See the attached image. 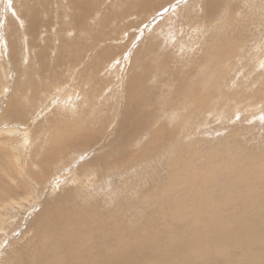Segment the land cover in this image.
<instances>
[{
	"label": "rangeland",
	"instance_id": "1",
	"mask_svg": "<svg viewBox=\"0 0 264 264\" xmlns=\"http://www.w3.org/2000/svg\"><path fill=\"white\" fill-rule=\"evenodd\" d=\"M63 1L64 0H0V181L2 178L3 184H5L3 187L0 186V197H3L2 199L0 198V264H33L31 259V256H33V249H35L36 246L43 245L44 239L47 236L41 234L35 239V229L31 230L33 228L31 226L36 225L34 222H37L38 219L42 217L45 210L44 207L48 205V203H54L55 200L58 201L57 206H59L61 210L70 207L82 210L83 208H81V206L95 205L97 209L105 213L102 214V216H107L106 214H109L108 216L111 221H105V223H110L111 225L115 223V218L114 215L110 214H112V212H120L121 214L119 215L122 216H120L121 219L118 220L120 223L116 222L115 226H122V228H126V230L130 228L129 232H134V230L141 227L139 231L142 236H147L148 234L151 236L154 235L150 231L146 232L142 227L146 223L145 221L147 219L150 220L149 217L155 214L152 212L154 210L155 212L159 210L166 221L163 228L166 229L164 234L168 238L164 239L163 236L161 239L168 243L173 242L170 240L172 239L171 237L177 238L178 241L182 240L183 234L187 233L189 235L192 228L196 226L199 228V234H206L210 232V229L215 232H221L225 227V222L231 220L236 222L241 219L244 221L247 218L249 220V217L252 216L250 213L255 212L256 214L259 210L260 215L264 214V209H261L264 208V172L257 174L260 176V179L257 178V181L255 180L251 185H249L251 179L256 178L257 175L246 176L249 172H253L254 164L259 161H264V0H228L229 2L224 4L225 9L231 10L232 12L235 10L234 13L237 15H234L235 21H233L232 26H226V24L223 23V17L219 16L215 19V22L217 21L216 24L214 23V26L209 25L208 30L207 28L200 30L201 26H199L200 28L195 26L190 27L188 22L184 21V19L188 17V13L185 17L184 11L191 8L190 6L192 5V7H194L193 9H195L192 12H195L197 15L196 18L199 19L204 17L200 7L204 0H166L168 1L166 4L157 6L155 7L156 9L154 7L153 9H142L133 12L129 16H122L119 18L116 9L99 10V12H96L98 16L96 19V26L90 22V20L88 21L93 25L94 35H99L102 39H95L93 37L90 39V36L84 31L75 30L73 28L70 29L71 31H69L68 34L71 35L68 37L67 34L68 40L71 41V39H73L74 41L77 37L78 42H82L85 48L92 43L91 48L88 50L85 49L83 52L81 51L80 58L82 60L80 59L81 62L78 61L80 64L79 66H76L78 62L75 63V66H73V63L67 66L72 69L74 67L73 71L71 70L68 72L67 70L69 68L66 70V67H64L62 70L63 73L60 76H52L53 73L51 75L49 72L46 74L44 73L47 70L45 71L42 69V61L38 56L40 52H45V50H47L44 53V57L53 60L57 51L56 48L59 46V38L56 40L57 33L54 30L56 25L54 24L51 29L48 30V35L52 37L53 40L51 39V42L49 41V43H47V41L44 42L46 36L41 30L38 34L34 35L27 31V16H29V12L36 8L41 11L43 19L45 16V9L51 6V11L55 17L58 11H56V6L65 4ZM162 1L164 0L157 2V4ZM107 5H111V3H107ZM236 6L238 8L237 10L235 9ZM26 7L28 9L32 8V10H28ZM177 13H180V15ZM59 16L66 21L70 20L68 14H57L56 19ZM101 19L102 21H100ZM167 19L171 21L168 22ZM172 20L174 21L172 22ZM199 20L204 21L202 19ZM241 20L244 22H241ZM100 22L105 24L108 23L110 26L107 24L105 29L104 24H100ZM165 22L167 24L169 23V25L165 24ZM180 22L184 24L181 25L182 23L180 24ZM33 23L35 22L33 21ZM218 23L221 24V28H218ZM186 24L190 28H193V30L186 27ZM163 25L167 27L165 26L164 28ZM101 26L104 28L100 30L99 28H101ZM140 26L143 31H141ZM237 26H240V28H237ZM172 27H174V30ZM139 31H141V34L138 33ZM226 33L227 35H224ZM232 33L235 34L230 37ZM136 35L138 36L136 37ZM233 36H235V38ZM110 38L111 40H109ZM230 39L231 41H229ZM91 40L94 41V44L93 41L90 42ZM96 40L100 44L95 42ZM134 40L137 41L134 42ZM203 40L204 44L207 43L206 45L202 43ZM219 40L221 43H219ZM241 40L243 41L241 42ZM30 42L32 43L30 44ZM86 42L89 43L86 45ZM226 43L230 44L226 46ZM154 45L158 46L151 50V47ZM213 45H215L216 49L214 48L212 53L219 57V65H216V69L210 67L211 72L209 73L208 79L211 84L214 80H217L218 83L216 87H214L215 90L213 89L209 96L206 97V100L213 104L208 105L205 102L206 108L202 113L183 110L184 112L182 111L181 115L175 118V122L171 119L172 123L168 122L169 117H167V115L160 116L159 118L160 121L168 123L169 129H177L176 127H178L182 121L181 128H178V133L182 137L179 139L182 141L189 140L185 145V150L187 151L188 149L186 153L191 154L195 152L196 157H191L189 160L186 158L188 160L185 162L186 165H184L185 163L182 164L180 161V167H176L175 170L173 168L179 162V159H175L174 155H172L173 157H166L167 160H164L162 165H159L158 159L155 160L154 158H145L147 160L144 159V161H142L143 159L137 158L136 156L133 157V155L136 152L143 151L145 147L150 148L153 154L157 149L155 143L151 144L149 137L145 135L141 137L142 139L137 137L136 140L138 141L131 143L132 146L130 150H125L130 153L124 150L113 153V151H116L120 146V143H123L120 141L121 138L118 137L116 129L118 128V122L121 118L120 112H122L126 103L129 82L132 81V78L139 76L138 73L141 71V67L138 65L140 58L143 56L141 58V63L149 62V60H158L165 64H170L172 68L169 69L174 70H183L187 67L192 68L193 66L199 69H205L206 66L209 67L212 63H206L208 61L205 59L203 51H205L204 49L208 46L212 47ZM79 46L80 45H77V47ZM236 49V53L232 51ZM162 50L164 54L167 53L166 56L162 53ZM224 52L235 53V55L229 59L223 58L221 54H224ZM71 53H73V51H71ZM75 53H78L76 49L73 54L75 55ZM153 53L157 54V56H153ZM144 55L147 59L144 58ZM202 56L204 57V61L201 60ZM134 59L138 61L135 62ZM190 61L192 62L190 63ZM179 63L181 65H179ZM158 70L159 69H157V72ZM159 71L161 72V70ZM160 72V75L154 72L152 74L149 73L150 78L147 76V82H144L146 84H143V82L140 83L142 84L141 88L143 90L144 87L145 89L147 88V93H149V90L152 88L150 99L153 97V91H157L158 88H163L166 91L173 90L163 85L162 82H167L169 80L168 78L172 75L169 73L165 75V73L168 72L167 69L162 70L163 74ZM154 75H156L155 77H157V79H153ZM31 76L32 79H30ZM211 76L213 77L211 78ZM59 77L64 78V80H62L64 82L59 83ZM196 77L197 76H195V78ZM28 82H31L33 85L35 84L33 89L30 85L28 86ZM87 82L91 84L88 85ZM56 83L57 85L55 86ZM83 83H86V86L83 85ZM188 83L192 86L194 85L193 83ZM15 84L27 85L22 90H16L17 87ZM48 85V88L51 89L45 90ZM177 85L179 86V81ZM36 86L39 88L37 90L38 92L36 91ZM137 87L139 88L140 86L136 85L135 88ZM86 89L88 92H86ZM14 97H17L20 104L23 106L29 105L31 107L32 105H30L29 102L33 100L36 102L31 108L25 107L27 109V112L25 111L24 113L25 118H20L22 114L20 112L21 107L16 115L11 114L9 118L4 117V114L7 112L8 101L10 106V102ZM156 99L161 103V97H155L152 100L153 104ZM85 100H87L88 104ZM151 108H153V106H151ZM84 112L86 114H84ZM190 113L191 118L187 120L188 122L185 124L183 121L188 118V114ZM170 117L172 118V116ZM66 120H68V123ZM60 122L63 126H68V128L71 127L68 125L69 123L71 125L74 123V126L81 125L83 126L81 132H88L85 134V137L89 136L88 130H90V132L100 135L98 136L100 138L94 143L87 142L81 146L83 147L82 151L63 154L64 156H61L59 161L57 160L50 166L52 167L50 168V173L42 181L44 183L41 187V185L38 184V178L33 180L31 177L33 176L32 174H35L34 176L42 175L41 170L43 166H41V168L37 163L43 160V157L46 155L45 153H47L46 151L51 147L50 143L53 140H58L59 131L61 130L59 126ZM187 125L192 126L185 130L184 126ZM190 130H195V133H188ZM130 140L131 136H128L123 141L128 142ZM36 148L40 149L36 151ZM144 153L147 156H151L150 150H144ZM116 154L118 158L117 168H112L113 164L116 162L113 160ZM103 155H106L103 159H108L105 163H93L95 158ZM244 155L246 157L242 158ZM253 156L255 158L254 162L252 165H249L250 163L248 160H252ZM246 158L248 160H246ZM120 159H125V161L119 163ZM243 160H246L247 163L244 164V162H242ZM132 163H134L135 167L131 166ZM44 168L47 169L46 166H44ZM180 169L186 171H178ZM194 171L195 173L198 172V174L193 173ZM154 173H156L155 175L158 174L156 178H153ZM190 173L193 175L191 177L192 181L188 178V180L182 182ZM30 175L31 177H29ZM195 177L196 180H194ZM237 177H239V179ZM147 180L149 181L147 182ZM155 182L160 184L159 188L164 196L156 198L152 194V192L157 191L156 186L152 185L155 184ZM177 182H179L178 185L176 184ZM192 182H194V186H188V183ZM248 185L253 187L248 194V204L252 201L255 203V200L258 197L260 198V195L263 197V199L261 197V200L256 201V203L259 202V204L263 203V206H254V211L252 209H246L245 206L247 205L241 203L242 201L245 203L246 200H244L245 195L239 192H245L243 190ZM5 187L17 188L19 190H17L18 194L14 196V199L13 196L11 197L13 201H9V196L4 194L7 191ZM112 189L116 190L113 191ZM117 192H120V195ZM69 193H72L73 196ZM238 194L241 200L237 198ZM151 195H153V197H151ZM129 197L131 199H129ZM262 200L263 202H261ZM87 202H89V204ZM8 205L9 208L6 209ZM86 210L89 214L92 212L89 209ZM249 210L252 212L250 211L249 213ZM60 213L61 212L58 213V216H60ZM71 213L73 214V220H77L79 225L81 223L79 227L77 226L78 230L85 232L88 237H93V239L99 238L95 236L94 229L90 227L89 223L83 224V219L78 215L79 212L77 213L72 208ZM248 213L250 216H247ZM212 214L214 215L211 216ZM195 216L197 217L193 219ZM246 216L247 218H241ZM217 217H219V219L215 220ZM227 217L229 221L223 220ZM243 221L240 222H247V220ZM60 223L63 224V221ZM68 224L66 223L62 227L60 235L65 236L67 242L70 243L75 240V238L81 237L73 231L70 232L72 229L66 228ZM150 226L152 225L150 224ZM99 227H101V224ZM117 231L122 232V230ZM71 233H73V235H71ZM123 234L121 235L123 236ZM67 236H70L71 239ZM177 240L175 239L174 241L178 242ZM88 244L89 250L95 249L93 246L94 244L97 245L96 242L94 243V241L90 239L80 244L82 245L81 249L85 250V246ZM113 244L122 251V253L119 254L124 257L126 248L123 245V241L119 238L118 240H114ZM113 244L106 246V242L104 241L100 245V252L90 250L92 253H97L94 255L88 254L86 256V259L89 260V264H91V262H95L96 264H109L104 252L114 251ZM56 249L61 251V248ZM49 250L55 251L53 248H49ZM67 253L74 255V250L68 251ZM225 255L227 259L233 260L232 252L228 251ZM71 258L73 259V256ZM56 259L54 256L50 257V261H53V264H58L59 259L60 263L70 264L66 254H61V257L56 254ZM124 263L125 261H123V264ZM229 264H232V262H229Z\"/></svg>",
	"mask_w": 264,
	"mask_h": 264
},
{
	"label": "bare ground",
	"instance_id": "2",
	"mask_svg": "<svg viewBox=\"0 0 264 264\" xmlns=\"http://www.w3.org/2000/svg\"><path fill=\"white\" fill-rule=\"evenodd\" d=\"M159 1H161V0H64L63 2L65 4L60 5V6H56V8H57L56 11L58 10L56 12V15L57 14H62V15L68 14L70 16V20H68V21L64 20L61 16H59L56 19V15L54 17V14L51 11V9H52V8H50L51 6L45 9L47 12L44 11L45 16H44L43 19H42L41 11L39 9L34 8L35 10L34 9L32 10V8H29V9L32 10L31 12H29V16H27L28 17L27 31L30 34H32V35L38 34L40 32V30H41L44 33V35L46 36V39L44 40V42L47 41V43H49V41L51 42L52 37H50L48 35V30L51 29V27L54 24L56 25L54 27V30L57 33L56 40H58V38H59V40H58L59 41V43H58L59 46L56 48L57 51H56V53H55V55L53 57V60H50V59L44 57L45 56L44 53L47 50H45V52L44 51L40 52V55L38 56V58H40L41 61H42V64H41L42 69L45 70V71L47 70L44 73L46 74L47 72H49L50 75L53 73L52 76H60L63 73L62 70L64 69V67H66L65 68L66 70L69 68L67 70L68 72H70L71 70L73 71L74 67L72 69V68L67 67V66L69 64H72V63L74 64L73 66H75L76 62H78V61L81 62L80 61V59H81L80 58L81 57V51L83 52V50H85V49L88 50V49L91 48V44L92 43L85 48L82 42H80V41L78 42L77 37L73 41V39H71V38H73L75 35L70 38L71 41L68 40L67 39V34H68L69 31H71L70 29L73 28L75 30H82L88 36H90V39H92V37L95 38V39H102V37H100L99 35H94V33H93V25L90 24V22H92L96 26V24H97L96 23V19L98 18L96 12H99V10L103 11L104 9H108V10L116 9L117 14H118V18H119V17H122V16L123 17L129 16L133 12L139 11V10H142V9H151V8L153 9V7L155 8V7L160 6L162 4L164 5V4H166L168 2V1L164 0L161 3L157 4V2H159ZM228 2H229L228 0H224V1L223 0H204L202 2L201 6H200L201 7V13L204 14V17L199 18V19H202L204 21H201V20L196 18L197 15L195 14V12H192L193 10H195V9H193L194 7H192L193 6L192 5V6H190L191 8L186 9L188 11H186V10L184 11L185 12L184 13L185 17H186L187 13H188V17H189V18L186 17V19L188 18V20L186 21V19H184V21L188 22V25H190V27L191 26L192 27L195 26V27L198 28L199 26H201L200 30H203L204 28H207V30H208L209 25H213L214 26L216 24V22H217V21L215 22V19H217V17L221 16V17H223V23H225L226 26L230 27V26H232L233 21H235V18H234L235 10H234V12H232L231 10H226L225 9L224 4H227ZM107 3H109V4L111 3V5H107ZM236 5H237V3H236ZM173 6H174V4H173ZM235 9L236 10L238 9L237 6L235 7ZM111 12H112V10H111ZM180 13H177V14L180 15ZM192 13H194V14H192ZM236 14H238V13H236ZM143 15H144V13H143ZM181 16H183V15H181ZM235 16H237V15H235ZM41 19H42V21H41ZM168 19H170V18H168ZM168 19H167V21H168ZM88 20H90V22ZM33 21L35 23H33ZM100 21H102V19ZM170 21L171 20H169L168 22H170ZM173 21L174 20H172V22ZM196 21H198V22H196ZM106 22H108V21H106ZM241 22H244V21L241 20ZM181 23L182 22H180V24ZM100 24H104V27H105L108 23L105 24V23H101L100 22ZM165 24H167V23L165 22ZM174 24H175V22H174ZM183 24L184 23H182L181 25H183ZM145 25H146V22H145ZM167 25H169V23ZM236 25H238V24H236ZM108 26H110V25L108 24ZM163 26L165 28L166 25H163ZM175 27H177V26H175ZM186 27L190 28L189 26H187V24H186ZM103 28L101 26V28H99V29L101 30ZM172 28L174 30V27H172ZM218 28H221V24L220 23H218ZM237 28H240V26L239 27L237 26ZM105 29H106V27H105ZM190 29L193 30V28H190ZM241 29H242V27H241ZM124 30H125V28H124ZM141 31H143L142 27H141ZM141 31H139L138 33L141 34ZM145 31H147V30H145ZM234 34L233 33L230 34V37H232L231 35H234ZM245 34H246V32H245ZM245 34H244V36H245ZM40 35H41V33H40ZM70 35L68 34V37ZM116 35H119V34H116ZM224 35H227V33L224 34ZM236 35H237V33H236ZM137 36L138 35H136V37ZM233 37L235 38V36H233ZM111 38H112V36H111ZM111 38L109 40H111ZM139 38H140V35H139ZM240 38H241V35H240ZM209 39H211V38H209ZM41 40H42V38H41ZM56 40H55V42H56ZM117 40H118V38H117ZM92 41L93 40H91L90 42H92ZM136 41L134 40V42H136ZM229 41H231V39ZM237 41H238V39H237ZM242 41L243 40H241V42ZM95 42H97V40ZM104 42H102V43H104ZM31 43L32 42H30V44ZM88 43L86 42V45ZM97 43L100 44L99 42H97ZM106 43H107V41H106ZM202 43L204 44V40H203ZM219 43H221L220 40H219ZM93 44H94V41H93ZM206 44H204V45H206ZM228 44H230V43H226L225 45L227 46ZM244 44H245V42H244ZM45 45H47V44H45ZM77 45H80V46L77 47ZM157 46L158 45L152 46L151 50L157 48ZM48 47H49V45H48ZM235 47H238V46H235ZM112 48H114V47H112ZM161 48H162V46H161ZM214 48H215V45H213L212 47L208 46L206 49H204L205 51H203L205 59L208 61L206 63H208V64L212 63L211 66H209V67L206 66L205 69H199V68H196V67L193 66L192 68H189V67H187L186 69L182 68L183 70H179V69L174 70V69H169V68H172L170 64H165V63H163L161 61H158V60L157 61H151V60L148 59L149 62L141 63V60H142L141 58L143 56L140 58V62L138 63V65L141 67L140 68L141 71L138 73L139 76H136V77L132 78V81L129 82V91L128 92L126 91L128 93V95L126 97V103H125V106H124L122 112H120L121 113V118H120V121L118 122V128L116 129L117 135H118L119 138H121L120 141L123 142V143H120V146L117 149L114 147L116 149V151L114 150L113 153L114 152H118L120 150H124V151L125 150H130V148L132 146L131 143L132 142H134V143L137 142L138 141V140H136L137 137L140 139L143 135H145V136L149 137L151 144L155 143V146H156L157 149L155 151V149L153 148L154 151H155V153L153 154L150 148H147V147L144 148V150H150L151 156L145 155L144 150L140 151V152H136L137 155H136V153L133 155V157L136 156L137 158L143 159L142 161H144L145 158H154L155 160L158 159V164L159 165H162L164 163V160H167L166 157L174 155L175 159H179V162L173 168L175 170L176 167H178V166L180 167V161H181L182 164H184L191 157H196L195 152H193L191 154L186 153V152H188V149H187V151L185 150V145L187 144V142L189 140L182 141L181 139H179V138H182L179 135V133H178V128H181L182 121H181L180 124L178 123L179 125H178V127H176L177 129H172V128L169 129L168 123H165V121H160L159 118H160V116L167 115V117H169V119H168L169 121L168 122L172 123V120H173V122H175V120H176L175 118H178V116L181 115L183 110L184 111H186V110L190 111L191 110L193 112L197 111L198 113H202V111L206 108L205 102L208 105L213 104V103H209L206 100V97L209 96V94L212 92V90L214 89V87H216V85L218 83L217 80H214L212 82V84H211V82L208 79L209 73L211 72L210 71L211 70L210 67L213 69V68H215V67H217L219 65V57H217L216 54L214 55L212 53ZM75 49L78 51V53H75V55H74L73 53H74ZM71 51H73V53H71ZM232 51L233 52L235 51V53H236L237 49L236 50H232ZM150 52H152V51H150ZM143 53H142V55H143ZM162 53H163V50H162ZM235 53L232 54V53L224 52V54H221V55H223V58L225 57V58L229 59V58L233 57L235 55ZM105 54H106V52H105ZM166 54L167 53H165L164 55L166 56ZM153 56H157V54H154ZM160 56H161V54H160ZM162 57H163V55H162ZM144 58H145V55H144ZM148 58H150V57H148ZM203 58L204 57L202 56L201 60H203ZM145 59H147V57ZM167 59H168V56H167ZM137 61L135 60V62H137ZM79 62L77 63L78 65L76 64V66L80 65ZM191 62L192 61H190V63ZM177 64H178V62H177ZM179 65H181V64L179 63ZM187 66H188V64H187ZM71 67H72V65H71ZM176 68H177V66H176ZM157 69L161 70V72L159 70L157 72ZM164 69H167V71H168L167 73H165V75L169 73L172 76L169 75L170 78H168L169 80L167 82L162 81L163 85H165L166 87L171 88L173 90L166 91L163 88H158L157 91H153V97L150 99V95H151V92H152L151 89L152 88L149 90V93H147L146 92L147 88L145 89V87H144V90H143L141 88L142 84H140V83L143 82V84H146L144 82L149 77V73L152 74L154 72V73L159 74V72L162 73V70H164ZM34 75H35V73H34ZM69 75H71V74H69ZM155 76L156 75L153 76L154 77L153 79H157V77H155ZM161 76H163V75H161ZM195 76H197V77L195 78ZM198 77H199V80H198ZM212 77L213 76H211V78ZM122 78H123V76H122ZM30 79H32V76H31ZM58 79H59V83L64 82V81H62V80H64V78L59 77ZM195 79H196V81H195ZM88 81H90V80H88ZM178 81H179V86L177 85ZM188 82L193 83L194 85L192 86ZM57 83L55 84V86L57 85ZM27 84H28V86L30 85L32 89H33V86H35V84L33 85L31 82H28ZM27 84H25V85L24 84H18V85L15 84L16 87H17L16 90L24 89ZM85 84L86 83H83V85H85ZM89 84H91V83H88V85ZM136 85L140 86V87L139 88L138 87L135 88ZM81 86H82V84H81ZM48 87H49V85L46 86L45 90H50L51 89V88H48ZM38 89L39 88L36 86V91ZM86 92H88V90ZM146 93H147V95H146ZM86 97H87V95H86ZM155 97H161V99H162L161 103L158 101V99H156L154 101V104H153L152 100ZM215 100H217V99H215ZM85 101L88 104L87 100H85ZM29 103H30V105H32L31 107H33L34 103L36 104V102L34 100L32 102H29ZM92 104H93V102H92ZM7 105H8L7 110H6L7 112L5 114L3 113L5 118H9V116L11 117V114L16 115L17 111L19 110L20 107H21L20 108L21 109L20 112L22 113L20 115V118H23L25 116L24 115L25 111L27 112V109L25 107H27V108L30 107L27 104H25L27 106H23L22 104H20V102L17 99V97L12 98V100L10 102V106H9V101H8ZM151 106H153V108H155V109L151 108ZM91 107H93V106H91ZM219 109H221V108H219ZM81 112H82V110H81ZM84 114H86V113L84 112ZM169 115L172 116V118ZM188 115H189L188 118L183 121V122H185V124H187V122H188L187 120H189L191 118V113L188 114ZM63 118H65V117H63ZM68 120H66L67 123H68ZM180 120H181V118H180ZM73 124L74 123H72V125H71L69 123L68 125L71 126V127L68 128V126L65 127L60 122L59 126H60L61 130L59 131L58 140L57 139L53 140L50 143L51 147L48 148V150L46 151L47 153H45L46 155L43 157V160H40V162L37 163L38 166H40V167L43 166V168L41 167L42 168V170H41L42 175H40L41 177L38 176V175L34 176L35 174H32L33 175L32 177H31V175L29 176V177L33 178V180L35 178H38V180H39L38 184H40L41 187H42V185L44 183L42 181L50 173V168H52L50 166H52L57 160L59 161L61 156H64L65 153L82 151L83 147H81V146H83L87 142L94 143V142H96V140H98V138H100V137H98L100 135H98L97 133H92V132H90V130H88L89 131V136L85 137V134H87L88 132H86V131L81 132V128L83 126L79 125L78 123L77 124L79 126H76V125L74 126ZM174 125H176V124H174ZM190 126H192V125L184 126V129L186 130ZM194 131L195 130H190L188 133L193 134ZM128 136H131V140L128 141V142L127 141H123ZM115 143H116V141H115ZM136 146H138V145H136ZM36 149H37L36 151H38L40 148H36ZM125 152H129V151H125ZM56 155H58V156H56ZM66 155H68V154H66ZM105 156L106 155L99 156L98 158H95V160H93L94 161L93 163H98V164L105 163V161L108 160L107 158L103 159ZM114 156H116V157L113 160L116 161V162L115 163L113 162L114 164H113V167L111 166L112 168L116 167V165L118 164V162H117L118 161L117 154L114 155ZM246 156H247V154H246ZM246 156L244 155L242 158H245ZM186 158H188V160ZM254 159H255L254 156H253L252 160H250V159L248 160L246 158V160H248L249 163H250L249 165H252V163L254 162ZM145 160H147V159H145ZM246 160H243L242 162H244V164H246L247 163ZM124 161H125V159H120L119 163H123ZM135 161H132V162H135ZM110 162H112V161H110ZM151 162H153V161H151ZM184 165H186V163ZM261 165H262V167H261ZM44 166H46L47 169H45ZM131 166L135 167L134 163H132ZM244 167L246 169L245 165H244ZM96 171H98V170H96ZM178 171H186V170L180 169ZM252 171L253 172H251V173L249 172L246 176H251V175H255L256 176L257 174L264 172V161H259L256 164H254V169ZM191 173L188 174L187 175L188 177H186L184 180H182V182L188 180V178L191 180V177L193 176L192 174L195 173V171L192 174ZM29 174H31V173H29ZM155 174L156 173L153 174L154 175L153 178H156L158 176V174L157 175H155ZM195 174H198V172L195 173ZM26 175H27V173H26ZM90 176H91V173H90ZM94 176H95V174H94ZM259 177L260 176L257 175L256 178L251 179L249 185H251V183H253ZM237 178L239 179V177H237ZM194 180H196V177H195ZM148 181L149 180H147V182ZM109 183H110V181H109ZM176 184L178 185L179 182H177ZM3 185L5 186V184H3V179L1 178L0 186L3 187ZM152 185L156 186V188H157V191L152 192V194L156 198H159L160 196H164L162 194V191L159 188L160 184L158 182H155V184H152ZM188 186L193 187L194 186V182L188 183ZM248 186L243 190L245 192H242V193L239 192L240 194L245 195V199L244 200H246L245 203L243 201L241 203H243L244 205L248 206V207L245 206L246 209H252L254 211V206L255 207L260 206V205L263 206V203L262 204H259V202L256 203V201L261 200L260 198L262 197V195H260V198L258 197L255 200V203H254V201H252L251 203L248 204V194H249L250 190L253 188L252 186H249V187ZM5 190H7V191L4 194L9 196V199H10L9 201H13L14 196L17 195L18 194L17 192L19 191L17 188H12V187L11 188L10 187H7V188L5 187ZM115 190L116 189H114L113 191H115ZM120 190H121V188H120ZM62 192H64V191H62ZM92 192H94V191H92ZM108 192H109V189H108ZM4 194H3V196H4ZM19 194H20V192H19ZM69 194L72 195V193H69ZM118 194L120 195V192ZM115 195H117V194H115ZM153 195H151V197H153ZM12 196H13V199H11ZM97 196H98V194H97ZM123 196H122V198H123ZM126 196H127V194H126ZM133 197H132V199H133ZM0 198L2 199L3 197H0ZM122 198H121V200H122ZM237 198H239V199L241 198L239 196V194H238ZM129 199H131V198L129 197ZM262 199H263V197H262ZM57 202L58 201L55 200L54 203L53 202L52 203H48V205H46L44 207L45 210H44V213L42 214V217L40 219H38L37 222L36 221L34 222V223H36V225H32L31 224L32 225L31 227H33L31 230L35 229V234H34L35 235V239H36V237H38L41 234L47 236L44 239V242H43L44 244L43 245L36 246V248L33 249V256H31L33 264H53V261H50V257L54 256L55 259H56V254L59 257H61V254H63V255L66 254L70 264H89V260L86 259V256L88 254L94 255L97 252H100L99 248L101 247L100 245H101L102 242L105 241L106 242V246H108V245L113 244V241L114 240H118L119 238H120V240L123 241V245L126 248V251L124 252V257H123V255L119 254V253H122V251H120L117 248V246L115 244H113V247H114V249L116 251L114 250V251H111V252H109V251H105L104 252V255L107 257V260L109 261V264H123V261H125V263H127V264H229V262H232V264H264V214L260 215L259 214L260 210L256 209V208H255L256 210H259L258 213L256 212V214H255V212L253 213L251 210H249V213H250V211L252 212V213H250V214H252V216H250L249 213L247 215V216H250L252 219L249 217V220H248L247 216L246 217H241L243 219L247 218L246 219L247 222H244L246 220L243 221L242 219L240 221H243L244 223H242L240 221L234 222V220L229 221V219L227 217V218H225L223 220H228L229 222H225V227H224V229L221 232H215L212 229H210V232H207L206 234H199V232H200L199 228H197V226H196L195 228H192L191 233H189V235L187 233H184L182 240L178 241L177 238L171 237L172 239H170V240H172L173 242L172 243H168L166 241H163V239H161L163 236H164V239H168V238L164 234L166 229L163 228L164 223H166V221H165V218L163 217L162 213L159 210L157 212H155V210L153 212L151 211L152 213H155V214L154 215L152 214L153 216L149 217L150 220L147 219L145 221L146 223L142 227V229H144L146 232L150 231L154 235L151 236L150 234H148L147 236H142V235H140V231H139V229L141 227L139 229L134 230V232H129L130 228L128 230H126V228L123 229L122 226H115V223L118 222V220H120L121 217H122L121 215H119V214H121L120 212L119 213L112 212V214H110V215H114V218H115V221H114L115 223H113V225H111L110 223H105V221H111L110 217L108 216L109 214H106L107 216H102V214H105V213L102 212L101 210L97 209V207L95 205H87V206H83V207L81 206V208H83L82 210L81 209H76L74 207H70V208H66V209H62L61 210V208L59 206H57ZM121 202H124V201H121ZM261 202H263V200ZM62 203H64V202H62ZM87 203L89 204V202H87ZM109 205H110V203H109ZM122 205H123V203H122ZM232 205H235V204H232ZM123 207L125 208L124 205H123ZM8 208H9V205H8V207L6 209H8ZM72 208L77 213L79 212L78 215H80V217L83 219V224L84 223H89L90 227L92 229H94L95 236H97L99 238L93 239V237H88L85 232L77 229L81 225V223L79 225V222L77 220L76 221L73 220V214L71 213V209ZM133 208H134V205H133ZM86 209H89L92 212L89 214V212ZM129 209H130V207H129ZM226 209H228V208H226ZM261 209H264V208H261ZM187 210H189V209H187ZM59 212H61L60 216H58ZM158 212H159V214H158ZM138 214H139V212H138ZM253 214H255V215H253ZM213 215L214 214H212L211 216H213ZM169 216H170V214H169ZM196 217L197 216L193 217V219L196 218ZM123 219H124V217H123ZM218 219H219V217H217V219H215V220H218ZM61 221H63V224L60 223ZM66 223L67 224L69 223L66 228L67 229H72L70 232L73 231L74 233H77L81 238H75V240H73L70 243H68L67 242V238L65 236H63V235H60V233L62 231V227ZM118 223H120V222H118ZM194 223H197V222H194ZM199 223H200V221H199ZM100 224H101V227H99ZM150 224L152 226H150ZM69 225H70V227H69ZM117 230H122V232H118ZM119 233H121V234L124 233V234L122 236ZM67 235H69V234H67ZM71 235H73V233H71ZM131 235H133V236H131ZM67 237H69L71 239L70 236H67ZM35 239H34V241H35ZM90 239H91V241H94V243L95 242L97 243V245L96 244H94V245L92 244L95 247V249H90V250H96L97 252L92 253L89 250V244L85 246V250L81 249L82 245H80V244H82L83 242H86V241H88ZM175 239L178 242H175L174 241ZM76 242H77V244H76ZM35 243H36V241H35ZM49 248L50 249L53 248L55 251L53 252V250L51 251V250H49ZM56 248H61V251H58L59 249H56ZM71 250H74V255H72L71 253H67L68 251H71ZM228 251L232 252L233 260L232 259H227L225 254ZM72 256H73V259L71 258ZM20 257H21V255H20ZM59 261H60V259H59ZM59 261H58V264H65L63 262L60 263ZM91 264H96V263L95 262H91Z\"/></svg>",
	"mask_w": 264,
	"mask_h": 264
}]
</instances>
